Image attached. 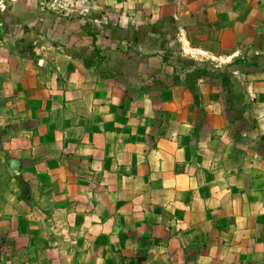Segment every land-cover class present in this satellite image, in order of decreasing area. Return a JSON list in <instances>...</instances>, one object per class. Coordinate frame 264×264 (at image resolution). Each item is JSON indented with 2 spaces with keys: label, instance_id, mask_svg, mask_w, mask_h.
<instances>
[{
  "label": "crops",
  "instance_id": "1",
  "mask_svg": "<svg viewBox=\"0 0 264 264\" xmlns=\"http://www.w3.org/2000/svg\"><path fill=\"white\" fill-rule=\"evenodd\" d=\"M58 1L0 0V264H264V0Z\"/></svg>",
  "mask_w": 264,
  "mask_h": 264
},
{
  "label": "rangeland",
  "instance_id": "2",
  "mask_svg": "<svg viewBox=\"0 0 264 264\" xmlns=\"http://www.w3.org/2000/svg\"><path fill=\"white\" fill-rule=\"evenodd\" d=\"M61 1H63V0H59L58 1V4H60L61 3ZM58 4H56V5H58ZM65 7L67 6V5H64ZM58 7H62V6H58ZM61 9V8H60ZM64 11H67V9H63Z\"/></svg>",
  "mask_w": 264,
  "mask_h": 264
}]
</instances>
